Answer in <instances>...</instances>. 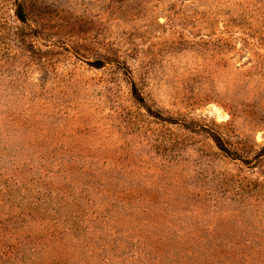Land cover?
<instances>
[{
	"label": "rangeland",
	"instance_id": "rangeland-1",
	"mask_svg": "<svg viewBox=\"0 0 264 264\" xmlns=\"http://www.w3.org/2000/svg\"><path fill=\"white\" fill-rule=\"evenodd\" d=\"M0 264H264V0H0Z\"/></svg>",
	"mask_w": 264,
	"mask_h": 264
},
{
	"label": "trees",
	"instance_id": "trees-1",
	"mask_svg": "<svg viewBox=\"0 0 264 264\" xmlns=\"http://www.w3.org/2000/svg\"><path fill=\"white\" fill-rule=\"evenodd\" d=\"M17 18L21 22L25 21V15H24V12H23L22 7L20 5H18V8H17ZM98 61H100V60H98ZM96 64H97V66H100L102 63L101 62H97Z\"/></svg>",
	"mask_w": 264,
	"mask_h": 264
}]
</instances>
